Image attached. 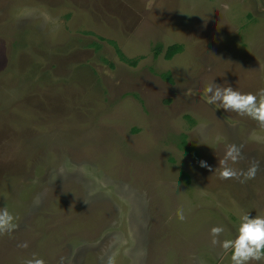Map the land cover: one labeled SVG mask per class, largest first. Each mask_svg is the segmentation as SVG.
Returning a JSON list of instances; mask_svg holds the SVG:
<instances>
[{
	"label": "rangeland",
	"instance_id": "obj_1",
	"mask_svg": "<svg viewBox=\"0 0 264 264\" xmlns=\"http://www.w3.org/2000/svg\"><path fill=\"white\" fill-rule=\"evenodd\" d=\"M212 82L264 88V0H0V264H231L210 229L264 216V128Z\"/></svg>",
	"mask_w": 264,
	"mask_h": 264
},
{
	"label": "clouds",
	"instance_id": "obj_2",
	"mask_svg": "<svg viewBox=\"0 0 264 264\" xmlns=\"http://www.w3.org/2000/svg\"><path fill=\"white\" fill-rule=\"evenodd\" d=\"M201 95L207 104L227 112H235L240 116L250 117L258 123L259 127L264 128V88L257 94L241 93L230 86H221L212 82L204 88ZM240 158L241 148L235 144H229L223 159L218 161L219 179H241L242 177V183L254 179L259 168L258 163L253 162L246 171L237 170L231 164L238 163ZM200 165L208 167L204 161H200ZM177 217L180 220L185 219L182 209L177 211ZM13 220L14 217L7 208L0 209V234L14 230L16 225ZM223 233V227H212L210 229L211 244L219 245L224 253H230L231 264H251L253 261L259 264L264 261V216L256 215L250 218L245 213L240 217L234 238L219 239ZM22 246L27 245L25 243ZM27 264H44V261L29 260Z\"/></svg>",
	"mask_w": 264,
	"mask_h": 264
},
{
	"label": "trees",
	"instance_id": "obj_3",
	"mask_svg": "<svg viewBox=\"0 0 264 264\" xmlns=\"http://www.w3.org/2000/svg\"><path fill=\"white\" fill-rule=\"evenodd\" d=\"M110 42H111L112 44H115V43H114L113 41H111V40H110ZM114 47H115L116 51L119 53L120 58H121L122 60L127 61V58H125V56L120 52V50L117 48V46H114ZM181 48H182L181 44H178V43H173V44L167 46V48H166V50H165V52H164V58H165V59H170L174 54H176L177 52H179V51L181 50ZM160 49H161V47H160L159 45H157V46L155 47V52H154V55H155V56L158 55V53L160 52ZM127 62H128V61H127ZM129 62H130L131 64H133V65L135 64V61H134V60H132V61L129 60ZM162 76H164L166 79H169V74H168V73L163 74Z\"/></svg>",
	"mask_w": 264,
	"mask_h": 264
},
{
	"label": "crops",
	"instance_id": "obj_4",
	"mask_svg": "<svg viewBox=\"0 0 264 264\" xmlns=\"http://www.w3.org/2000/svg\"><path fill=\"white\" fill-rule=\"evenodd\" d=\"M52 3H54V2H52ZM54 4H57V3H54Z\"/></svg>",
	"mask_w": 264,
	"mask_h": 264
}]
</instances>
